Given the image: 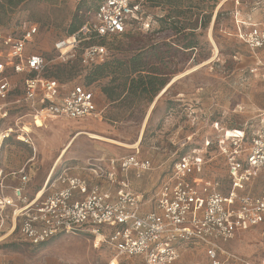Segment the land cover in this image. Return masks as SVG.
I'll list each match as a JSON object with an SVG mask.
<instances>
[{"label":"built area","instance_id":"obj_1","mask_svg":"<svg viewBox=\"0 0 264 264\" xmlns=\"http://www.w3.org/2000/svg\"><path fill=\"white\" fill-rule=\"evenodd\" d=\"M144 2L102 0L92 21L55 43L58 59L65 62L67 52L94 40L82 49L80 66L86 73L105 62L104 39L123 34L135 24L149 28L148 22L143 23L147 18ZM235 26L236 38L257 57L264 48V19L236 21ZM36 34V26L25 28L18 37L0 33V148L14 134L16 140L32 146L33 129L44 128L48 120L84 121L97 116L93 90L75 80L60 82L47 76L49 62L28 48ZM66 47L68 51L63 52ZM259 67L264 68V63L255 59L250 74ZM204 114L202 128L210 126ZM10 118L15 119L12 126L7 125ZM255 118L239 130L204 137L202 148L176 158L170 174L149 199L133 191L123 176L132 169L139 178L152 168L150 160L136 154L109 159L106 166L102 160L88 161L85 171L99 181L93 184L70 175L68 169L55 173L54 164L35 191L31 185L34 165L28 167L32 159L16 169H6L0 162V232H16L31 246L85 233L94 247L105 245L112 251L109 264L122 258L175 264L186 248L194 246L201 248L210 264L241 262L225 245L239 233L264 225V113ZM186 140L192 141L191 136ZM215 153L223 162V176L209 173ZM258 176L263 177L260 185ZM148 202L153 208L145 210Z\"/></svg>","mask_w":264,"mask_h":264},{"label":"rangeland","instance_id":"obj_2","mask_svg":"<svg viewBox=\"0 0 264 264\" xmlns=\"http://www.w3.org/2000/svg\"><path fill=\"white\" fill-rule=\"evenodd\" d=\"M100 1L0 0V33L18 37L25 28L36 26L37 34L28 48L45 57L52 75L58 72V68L70 69L68 78L65 75H58L60 81L75 80L78 83H85V73L80 66L79 55L83 48L95 41L86 40L78 44L73 52L65 54V59L68 58L65 62L58 59L60 53L54 45L58 41L72 37L67 36V31L76 17L85 21V24L92 21L93 11ZM223 2L224 6L210 35L216 49L207 41V27L197 28L195 31L198 47L193 62H188L190 52L176 50L171 46L172 50L169 49V52H175L174 60L168 65L159 66L161 71L168 74L166 79L169 83L152 101L146 97L134 99L126 96L123 100L112 103L101 93V87L107 85L110 78L93 83L90 88L96 97V117L78 122L48 120L44 128L33 129L30 136L32 146L16 140V134L12 135L0 148L2 165L6 169H16L32 159L28 167L34 165L35 178L31 185L35 191L53 168L63 148L62 144L80 130L83 133L75 138L72 148L56 165L55 173L74 167L77 168L75 171H78V168L93 160L91 158L95 157V151H103L114 157L136 154L139 158L150 160L152 169L142 173L139 178L132 172L131 177L129 174V182L132 186L131 178L136 181L145 177L149 181L154 175L152 179L155 185L146 191H139L145 198H149L160 181L170 174L176 158L190 149L202 148L201 140L206 136L241 129L250 111L257 113V109L252 107L248 100L252 102L260 100L261 97H250L249 91H242L243 88H247L248 77L253 78L249 71L240 72L251 58V54L235 36V15L237 20H244L248 14L253 15L255 19H263L264 0H156L154 3L150 1L145 6L147 18L143 22H148L149 28L135 24L126 33L102 41L107 48V60L130 58L153 44L170 45L172 42L181 44L185 42L184 37L182 35L175 37L168 29V21L165 20L167 14L170 13V16L176 14V4L187 12L180 20L190 27L192 24L195 26L197 20L203 22L211 10L214 16L218 5ZM191 6H194V9L190 11ZM71 54L74 58L70 59ZM207 63L210 64L205 66ZM199 66L201 68L197 72L186 76ZM171 83H173L171 88L161 95L153 107L155 99ZM169 103L174 104L170 114L166 110ZM188 105L194 107L193 116L196 119L185 111ZM237 106L242 110H238ZM204 109L209 110V117L207 115L206 118H209L210 126L206 128H202L201 115ZM233 110H236V113H233ZM14 121V118H10L7 125L12 126ZM89 134L107 140L94 141L89 139ZM188 136L192 139L189 143L186 140ZM136 143L138 145L134 147ZM215 155L216 153L209 164V173L211 176H223V162ZM262 180L263 177L258 176L257 184L260 185ZM92 240L88 234L81 233L58 236L42 245L31 246L18 233L9 234V231L5 230L0 232V264H109L114 258L112 251L105 245L94 247ZM225 249L241 262L230 259L224 264H262L264 225L239 233L225 245ZM223 258L224 256L220 255L221 261ZM117 264L146 263L139 258H122L117 260ZM175 264L210 263L201 248L194 246L186 248Z\"/></svg>","mask_w":264,"mask_h":264},{"label":"trees","instance_id":"obj_3","mask_svg":"<svg viewBox=\"0 0 264 264\" xmlns=\"http://www.w3.org/2000/svg\"><path fill=\"white\" fill-rule=\"evenodd\" d=\"M150 1L154 3L156 0H145L144 8ZM100 2L98 3V5L100 4ZM98 5L94 9L93 13L96 11ZM176 5V14L174 16H170V13L167 14L165 20L166 22L168 21V29H170L175 37L181 35L184 37V43L178 44L176 42H172L170 43V45L153 44L150 45L147 49H144L143 51L132 55V57L130 58H113L112 60L106 59L105 62L94 65L90 67L86 71V73L84 72L85 86L90 88L91 84L100 82L105 78H110L108 84L101 87L102 95L109 102L113 103L121 101L126 98V96H131L134 99L146 97L149 99V101H152L169 83L166 79L168 77V74L161 71V68L159 66L168 65L172 62V60H174L173 56L175 55V52H169V49L172 50L171 46L176 48V50L178 49L190 52V55H195L198 47V40L196 38L195 31L197 28H206L209 25L213 15V12L211 10L207 14V16L204 17L203 22L202 20H197L195 26L192 24L190 25V27H188V25L183 24L184 21L180 20V18L187 12L183 11L181 7L178 6V4ZM178 8H180V10ZM189 9L190 11L193 10L194 6L189 7ZM214 9L215 8H213V10ZM219 15L220 12H218L216 15L215 23ZM84 24L85 21L78 20L76 17L67 31V36H72L77 33ZM57 70L58 72L55 75H52L51 72L48 71L47 76L60 81V79L58 78L59 74L61 76L65 75L66 78H68L70 75V69L58 68ZM173 106L174 104L169 103V105L166 107V110L170 107L173 108ZM189 106L190 105H188V107L186 106L185 111L186 109H190Z\"/></svg>","mask_w":264,"mask_h":264},{"label":"crops","instance_id":"obj_4","mask_svg":"<svg viewBox=\"0 0 264 264\" xmlns=\"http://www.w3.org/2000/svg\"><path fill=\"white\" fill-rule=\"evenodd\" d=\"M225 2H223V3H220L219 5H218V7H217V9H216V11H215V13H214V16L212 15V18H211V20H210V23H209V25L207 26V41L209 42V44H210V46H214L215 47V49H216V44H215V42L213 41V39L210 37V35L212 34V32L214 31V25H215V18H216V15H217V13L218 12H220V10L223 8V4H224ZM237 13V12H236ZM248 19H251L252 21H255V22H258V21H261V20H263V19H255V18H253V15H250V14H248V15H246L245 16V19L244 20H237V17H236V15H235V22L236 21H238V22H247V20ZM236 27V26H235ZM195 57V55H191L190 56V58H189V60H188V62H193V58ZM255 59L256 60H258V61H260V62H262V63H264V48L263 49H261V50H259L258 52H257V57H253V56H251V58L246 62V65H245V67L244 68H242L241 70H240V72L241 71H243V73L245 72V73H248V71L250 70V69H252L254 66H255ZM210 60V59H209ZM206 62H208V61H206ZM211 63V62H210ZM210 63H207L205 66H208ZM204 65H203V67H205ZM202 67V68H203ZM201 68V66H199L197 69H195V70H193V71H191V72H189V73H187L186 74V76H189L190 74H193V73H195V72H197L199 69ZM249 69V70H248ZM248 75V74H247ZM252 76H253V78L250 76V77H248V81H249V83L246 85L247 86V88H243V90L242 91H249V96L250 97H254V96H257V97H261V99L260 100H253L252 102H250L249 100H248V102H249V104L252 106V107H255L256 109H257V113L255 114L254 112H256V111H250V113H249V116H247V118H246V120L244 121V123H243V125L245 124V123H250V122H252V121H254V120H256V116H257V114L258 113H264V68H262V67H259L258 68V70H257V72L256 73H254V74H251ZM170 81V80H169ZM174 83V82H173ZM173 83H171L167 88H166V90L165 91H163V92H161V94H160V96L159 97H157L156 99H155V101H154V103H153V107L155 106V104H157L158 103V100H159V98L161 97V95L163 96L170 88H171V86H172V84ZM152 107V108H153ZM188 107V106H187ZM190 107V109H186V111H187V113H191V112H194V108H193V106H189ZM152 110V109H151ZM253 110H255V109H253ZM167 111L169 112V114L173 111V108L172 107H170L169 109H167ZM204 116L206 117L208 114H209V110L208 109H204ZM233 113H236V110H233ZM255 114V115H254ZM208 117H209V115H208ZM75 122H78V121H75ZM242 125V126H243ZM80 133H83L82 131H80V130H78V131H76L75 133H74V136L73 137H71V138H69L67 141H65L62 145H63V148L61 149V151H60V153H59V155H58V157H57V160H56V162H55V164L57 165L60 161H61V159L64 157V155L66 154V152L70 149V148H72V144H73V142H74V140H75V138H77V137H79L81 134ZM78 134H80V135H78ZM90 139V138H89ZM93 140V139H92ZM94 141H96V140H94ZM106 141V140H105ZM109 141H111V140H109ZM138 145V143H136L135 145H134V147L135 146H137ZM94 155H95V157L94 158H91V159H93V161H97V160H102V162H101V164L102 165H104V166H106V161L107 160H109V159H112V158H118V157H114V156H108V153H104L103 151H95L94 152ZM88 160H90V159H88ZM87 164V163H86ZM86 164H85V166H86ZM85 166H83V167H80V168H78V171H75V170H77V168H72V169H69L68 168V173L70 174V175H74V176H78V177H81V178H85V179H87L88 181H89V183L90 184H93V183H97V182H99V181H97V180H95L94 178H91L90 176H89V174L85 171ZM152 169V168H151ZM150 169V170H151ZM149 171V170H148ZM132 172H135L134 170H129V171H127L123 176L128 180V182H129V174H130V177H131V173ZM145 172H147V171H145ZM136 173V172H135ZM144 173V172H143ZM33 178H35V174H34V177ZM152 178H154V175L151 177V179L149 180V181H147V179L144 177L142 180H134V179H132L131 178V181H132V186H133V188L134 189H136V190H138V192L137 191H135L133 188H132V186L130 185V182H129V185H130V187H131V189L133 190V191H135V192H137V193H140L139 191H146L149 187H152V186H154L155 185V182L153 181V179ZM32 181H33V179H32ZM162 182V180L160 181V183ZM101 184H103L102 182H100ZM159 183V184H160ZM42 184V183H41ZM40 184V185H41ZM158 184V185H159ZM39 185V186H40ZM157 185V186H158ZM103 186V188L104 189H106V186L105 185H102ZM157 186L155 187V189L157 188ZM155 189H154V191H155ZM153 191V192H154ZM153 194V193H152ZM152 196V195H151ZM150 196V197H151ZM145 197V196H144ZM149 197V198H150ZM149 198H146V199H149ZM148 207H150V209H152L153 208V204H151L150 202H148L147 204H146V207H145V210H150V209H148Z\"/></svg>","mask_w":264,"mask_h":264},{"label":"bare ground","instance_id":"obj_5","mask_svg":"<svg viewBox=\"0 0 264 264\" xmlns=\"http://www.w3.org/2000/svg\"><path fill=\"white\" fill-rule=\"evenodd\" d=\"M67 44H69V43H67ZM68 49H69V47H66V48H65V52H66ZM78 135H80V134H78ZM89 138H90V139H93V140H96V141L107 140V139L102 138V137H100V136H98V135H95V134H89Z\"/></svg>","mask_w":264,"mask_h":264}]
</instances>
